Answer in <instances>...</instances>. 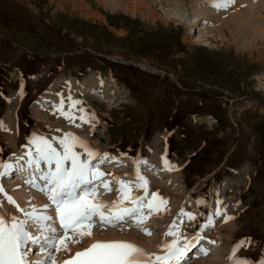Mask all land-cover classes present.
<instances>
[{
	"label": "rangeland",
	"instance_id": "374dc122",
	"mask_svg": "<svg viewBox=\"0 0 264 264\" xmlns=\"http://www.w3.org/2000/svg\"><path fill=\"white\" fill-rule=\"evenodd\" d=\"M180 3L175 11L186 23L168 18L158 8L160 4L154 17L112 11L98 0H0V160L22 140L16 139L14 125L25 133H48L61 119L69 128H77L60 113L54 117L55 109L39 122L33 115L32 100L55 78L92 76L100 82L106 76L113 85V103L82 94V104H94L93 109H83L98 120L86 125L93 124L89 133L94 129V134L87 136L88 144L118 160L120 168L115 176L124 170L125 163L134 166L139 153L148 166L157 164L155 154L159 151L180 165L176 178L179 190H175L179 186L171 188L170 183L150 175L180 195L171 194L172 198L166 193L171 197H166L168 202L177 209L169 223L164 229H149L153 232L150 237H144L147 235L138 227L142 233L135 232L153 245L169 238L164 233L175 221L183 234L195 235L197 231H184L179 222L177 212L180 214L182 208L186 211L185 200L205 201L211 187L238 180L229 191L242 209L235 218L234 236L228 234L231 237L226 240L222 232L224 242H220L212 236L217 230L207 227L206 233L199 232L210 236L218 248L229 244L233 249L238 242L250 240L252 246L242 249L237 257L247 264H264V41L252 38V34L233 39L232 26H210V0ZM167 12L173 10L168 7ZM198 14L205 20L195 35L198 23H189ZM203 26L210 30L208 34L218 36H208L209 45L194 39ZM136 61L148 62L158 70L151 71ZM73 81L65 79L57 86L66 85L73 93ZM10 121L12 128L8 127ZM8 131L14 145L7 141ZM149 219L152 221L146 223L154 222L153 216ZM113 229L94 228L93 233L116 232ZM206 256L197 260L199 264L212 259L230 264L229 254L222 257L210 250Z\"/></svg>",
	"mask_w": 264,
	"mask_h": 264
},
{
	"label": "snow or ice",
	"instance_id": "6c2138e0",
	"mask_svg": "<svg viewBox=\"0 0 264 264\" xmlns=\"http://www.w3.org/2000/svg\"><path fill=\"white\" fill-rule=\"evenodd\" d=\"M232 3L234 0H219L213 6L226 9ZM68 100V111H64L63 98L57 111L69 123H75L77 117L72 110L81 102L71 97ZM78 111V119L83 123H91L95 119L94 114L86 113L83 108ZM0 127H3L2 122ZM29 144L32 147L26 154L27 168L12 163L0 164L3 169L0 177L10 175L14 170L20 173L27 171L29 178L26 183L44 194L50 203L43 205V210L36 207H31V210L20 209L16 205L23 213L22 218L14 215L6 218L0 214V264H181L188 258V253L204 239L199 231L191 237L183 234L174 221L164 233L165 237L171 236L172 240L169 242L165 239L157 246L162 254L149 253L144 248L123 240H97L72 254V246L90 238L97 226L103 230L134 222L146 235H151V231L143 225L151 216L161 211V205L166 206L168 202L160 197L158 191L149 193V181L140 170L142 164L147 165V160H134V174L125 180L101 170V165L114 160V157L92 149L86 141L73 133L51 139L34 134ZM162 163L165 170H175V166L170 165L166 157H162ZM108 176H111V180ZM111 183L117 185L118 198L108 203L99 199V195L100 189L111 192ZM134 189L142 190L143 194L134 195ZM0 193H3L8 203L16 204L2 185ZM2 206L3 202H0V207ZM49 210L54 211L55 216L48 215ZM164 211L169 209L165 207ZM179 215L187 217L189 221L197 218L183 208ZM222 215L223 211L217 208L200 227H214L213 217ZM231 219L234 217L224 216L225 223ZM57 222L59 227L56 226ZM210 243L214 244L215 241ZM243 243L244 241H240L233 246L232 254L228 257L230 264H247L246 261L235 259V253ZM199 251L204 255L208 254L205 248L201 247ZM37 252L41 254V259H30ZM61 253L67 258H58Z\"/></svg>",
	"mask_w": 264,
	"mask_h": 264
},
{
	"label": "bare ground",
	"instance_id": "6f19581e",
	"mask_svg": "<svg viewBox=\"0 0 264 264\" xmlns=\"http://www.w3.org/2000/svg\"><path fill=\"white\" fill-rule=\"evenodd\" d=\"M98 1H99V3L104 4V6L106 8H108L112 11H115L116 9H122L124 11L133 12V13L134 12H141L142 15L145 14V16L156 17L155 12H156V9L159 8L160 11L161 12L164 11L167 14V17L170 18L171 20L176 19L182 23L187 22V20L182 15H180L178 12L175 11V9H176L175 5L179 6L181 4L180 0H177L176 3H175V0H169V3H165V4L163 3L165 0L164 1L163 0H98ZM190 1H194V0H190ZM218 2H219V0H211L212 5L214 3H218ZM159 4H160V7H158ZM80 5H82L81 1H80ZM238 6H241V7L238 8ZM168 7H170V10H173V12H171V14L169 12H167ZM207 12H209L211 14V16H213V20H211L210 26L215 25L217 23H221V24H223V26H225V25L232 26L231 34H232L233 39H236L239 35H240V37H244L246 35L249 36L252 34V35H254V37H252V38H255V39L259 38L258 40L261 39L264 41V0H242V1L234 0V3H232L226 9H223V8L217 9L214 6H212V7L210 6L209 10ZM161 15H163V14H161ZM226 16H227V18H225ZM195 18H197V19L193 20L191 22V24L189 23V25L194 26L195 23H198V25L195 28V35H196L197 27L204 23L205 17L201 16V14H198ZM206 20H208V19H206ZM207 28H208L207 26H203L199 29V33L197 34V36H194L195 41H199L201 43L203 42L204 45H209L208 36L209 37H218L216 33L208 34V32L209 33H211V32H210V30L205 31V30H207ZM212 29L214 30V28H212ZM221 39H223V36H221ZM114 57L119 59V60H122V61L126 60V58L122 57L121 55H114ZM138 62L139 61H136V63H138ZM139 63H141L140 65H142L143 67H145L151 71L158 70L156 67L150 65L148 62H139ZM262 78L264 79V76ZM262 78L260 77L259 79H262ZM173 79H174V77H173ZM63 81H65V77L63 75H60L58 77L57 81L55 82V84L51 85V87L49 89H47L46 93L40 95V97L37 99V102L34 106L35 109L33 110V115H34V117L37 118V120L38 119L40 120V118H42V117H47V115L50 112H52L53 109H55L54 111H56V112H52V115H54V117L58 118L59 117L58 114L60 112H57V107L60 104V100L62 98L65 101V104H64V110L65 111H68V107L70 104L68 97H71L73 100H79L81 102L82 94L86 95V97H93L94 98V96H96V99L98 98L101 101L106 100L110 104L113 103L111 100L112 99L111 90L113 88V85L111 84V82H109V80L105 76L100 82H95L93 80L92 76H90L89 79L88 78L84 79L82 82H78L77 80L73 81L72 82V88L74 89L73 93H70V87H69V89H67L66 85H65V87L59 89V87L57 85ZM261 83H264V81H262ZM54 88H57L56 93H54V97L51 98L50 96L53 95V89ZM60 94L62 97L60 96ZM50 101H52V104L50 103ZM49 106L52 109L49 108ZM93 106H94V104L88 106L87 104L84 105L81 102L80 105H77L76 108H74L72 110L75 117H77L75 119V124L80 125L79 127L77 126V128H73L74 126L69 128V126L65 123V121L60 119V120H58L59 125H54V128H52L55 130H52L50 128V130H48V133L36 131L35 134L43 133L44 135H42V134H39V135H42V136H45V137L51 139L53 137H62L66 133H73L77 137H79L82 140L87 142V136H89V134H92V135L94 134V129H90L91 132L89 133V128H90V126H93V124H90L88 127V126H86L88 123H83L80 119H78V117L80 116V112L78 111V109L87 107L86 109L88 110V109H93L94 108ZM60 118H62V117H60ZM39 120H38V122H39ZM97 121L98 120L95 117L94 123H96ZM208 124L210 126H212V123L208 122ZM8 127L12 128L11 127V121H10V125L8 123ZM41 128H43V127H41ZM9 134H10V132L8 131L7 135L9 137L7 138V141H10V143L14 145L15 144L14 137L10 136ZM88 141H90V140H88ZM14 147H16V144ZM90 147L92 149H95L92 146H90ZM77 150L83 151L82 149H77ZM156 150H158V148H156ZM159 153H160V151H159ZM159 153L155 154L157 156L156 158H158L156 165L148 166V164L147 165L142 164L140 166V170H141L142 175L146 179H150L149 193L151 194L152 192L158 191L160 197H163L168 202L169 201L168 200L169 195L172 194L174 197L180 196L178 194V192H177V194L175 192V190H179L181 188L180 181L179 182L177 181L179 179H176L177 178V172L179 171L178 167L180 165L177 167L176 162H172L171 159L168 160V158L166 157L168 163L170 165L175 166V170H171V171L165 170L164 165L162 163V157H165V156L161 155V153L160 154ZM102 154H104V153H102ZM18 155L24 157V154H22V153H19ZM140 156H141L140 153L137 154L134 157V160L141 159L142 156L141 157ZM26 160H27V158H22V161H21V163L23 164L22 166L25 168H27ZM105 165L111 166L109 168H112L113 170H108ZM124 165H125L124 170L119 175L117 174V176L127 180L130 178L131 173H134V166H132L128 163H125ZM17 166H21V165L17 164ZM119 166H120V164H119L118 160L114 159V160H111L109 162H105L104 164H102L101 170L104 171L105 173H111V174L115 175L114 169L117 170V167H119ZM150 168H152L153 171ZM1 170H2V168H0V171ZM14 171L11 173L10 182H7L5 177H0V179H1L0 181L3 182L0 185L7 186L10 188V189L4 190V191L6 193H11L16 198L17 202H19V204L21 206H23L25 208L30 206L27 210H31V207H36L38 210H42L41 204L46 202L45 197L40 196L39 194L35 193L31 189L25 187L23 185V182L18 181V180L14 181L13 178H15V176L19 175V173H20L18 170L16 173ZM125 174H127V175H125ZM150 175L156 179H163L164 183H166V184L170 183L171 188L172 187L175 188L177 186H179V187L175 188L174 191H172L171 189L167 190V188H166L167 185H164V183H160L156 180H152ZM236 182L239 183L238 180H235V181L228 180V181H224V183L221 184L222 186H220V187H217V188H215V186L211 187L212 190H210L211 192H210V196L208 197V199L206 198L205 201L200 200V201H203V203H198V202L194 203V202H189V201L187 202L185 200V205H186V211L185 212H192L193 214L196 215L197 218L195 221H189L188 219L184 220L183 217H181V220H179V222H180L181 226L183 227L184 231L195 232V231L202 230L204 233H206L205 228H201L200 225L206 223L208 220V217L211 216L217 208H219L223 211L224 215H222L220 217H213L215 220V226L210 227V228L213 229L214 231L217 230V232L219 234L215 232L212 234V236L215 238L218 237V241H220V242H224V237L226 240L229 239V237H231V236H227L228 234L234 236L235 230H236L235 229L236 228L235 218L238 216V212L240 210H242L240 208V206L238 205L237 200L229 194V191L231 190V188L233 189L232 186L235 185ZM241 182H242V180H241ZM110 187H111V189L115 188L117 190V185L115 183H111ZM103 193L107 194L110 200L118 198V192L113 190V189L111 190V192H106L104 189H100V195H102ZM166 193H168L169 195H166ZM133 194L134 195H142L143 193H142V190L141 191L136 190V192L133 191ZM172 195H171V197H172ZM167 196H168V198H166ZM157 203H158V201H157ZM10 205L11 204H9L7 201L3 202V206L0 207V214H3L6 218H9L13 215L22 218L23 215L20 216L19 213L18 214L15 213L11 208V206L15 207V208H16V206H14V205L10 206ZM165 207L167 209H169V211H164ZM176 210L177 209H174L169 202L167 203L166 206L161 205V211L159 213L153 215L154 222L151 224L145 223L147 225H145L143 227H147L148 229H152V230H153V228L164 229V227L169 223L170 217L172 216V214L174 212H176ZM177 215H179V211L177 212ZM225 215L228 217H234V219H231L227 223H225L224 222V216ZM148 221H152V220L149 219ZM151 225H153V226H151ZM113 231H116V232H114V233L108 232V233H102V234L100 232L99 233L94 232L91 237H93L94 235H95V237H93L92 239H90L91 237L86 238L85 240L81 241V243L79 245H73L72 248L78 247V248L83 249V248H86L89 245H91L93 242L97 241V239L101 240L103 238L109 237V238L114 239V240L124 239V240L138 241V242L144 244L145 246H147L152 253L162 254L161 249H159L158 247H155L156 245H154V244H158V243L164 241L166 238H164L161 241L157 240L152 245L149 242L145 241L144 238L140 235L142 232H140V234H138L135 232V230H133L132 227H127L126 225H124V227L115 228V229H113ZM222 232H225L224 237L222 236L223 235ZM219 235H220V237H219ZM88 239H90V240L87 242ZM168 239L169 238H167V240ZM171 240H172V238L169 239L168 241L170 242ZM242 241H244V243L239 247L238 251H236V253H235V259H237L239 261H245V260H240L239 259L240 256L237 257L238 255H240L242 249L244 250L247 247L252 246L251 245L252 243L250 240L244 239ZM150 245H152V246H150ZM231 248H233V247H231ZM205 249H207L208 251H210V250L213 251L214 255H218V256L222 255V257H226L227 254L231 255L232 251H233V249L229 248V244L225 248H221L219 246V248L216 250H213L210 248H205ZM193 252H194V250L192 249L191 253L188 254V258L191 255H193ZM74 253L75 252L73 250L72 254H74ZM63 257H64L63 253H61V255L59 254V256H58V258H63ZM188 258L185 261H182L181 264H186V263L199 264V261H197L198 259L194 260L193 262H191V261L187 262ZM200 262H201V264L202 263L203 264H225V261L222 259H220V260L219 259H217V260H214V259L203 260V262L202 261H200Z\"/></svg>",
	"mask_w": 264,
	"mask_h": 264
}]
</instances>
